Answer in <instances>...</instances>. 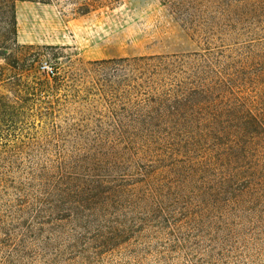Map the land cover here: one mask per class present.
Here are the masks:
<instances>
[{
  "label": "trees",
  "instance_id": "obj_1",
  "mask_svg": "<svg viewBox=\"0 0 264 264\" xmlns=\"http://www.w3.org/2000/svg\"><path fill=\"white\" fill-rule=\"evenodd\" d=\"M18 1L0 0V264H264V0L185 7L199 51L52 83L18 51Z\"/></svg>",
  "mask_w": 264,
  "mask_h": 264
},
{
  "label": "rangeland",
  "instance_id": "obj_2",
  "mask_svg": "<svg viewBox=\"0 0 264 264\" xmlns=\"http://www.w3.org/2000/svg\"><path fill=\"white\" fill-rule=\"evenodd\" d=\"M196 2L211 8L221 0L18 1V51L34 58L30 74L50 83L52 78L65 77L96 60L199 51L200 43L181 21L182 10ZM261 35L264 37V32ZM257 36L242 34L230 38L225 49L233 57L237 53L248 55L250 52L243 45ZM257 48H251L253 54ZM43 63L53 67V76L41 71ZM50 97L47 93L39 95L40 101ZM259 159L264 172V152ZM191 261L188 254L182 262Z\"/></svg>",
  "mask_w": 264,
  "mask_h": 264
},
{
  "label": "built area",
  "instance_id": "obj_3",
  "mask_svg": "<svg viewBox=\"0 0 264 264\" xmlns=\"http://www.w3.org/2000/svg\"><path fill=\"white\" fill-rule=\"evenodd\" d=\"M41 71L44 72L47 76H53L55 71L52 66L48 65L47 63H43L40 67Z\"/></svg>",
  "mask_w": 264,
  "mask_h": 264
}]
</instances>
